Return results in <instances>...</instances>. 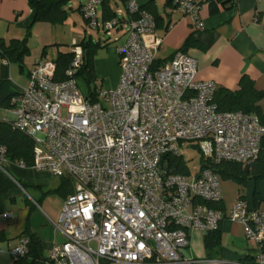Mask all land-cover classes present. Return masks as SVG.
<instances>
[{"label": "built area", "instance_id": "2783aa9c", "mask_svg": "<svg viewBox=\"0 0 264 264\" xmlns=\"http://www.w3.org/2000/svg\"><path fill=\"white\" fill-rule=\"evenodd\" d=\"M101 1L82 0L80 12L91 29L126 35L117 47V86L97 88L95 102L84 96L76 81L84 51L75 44L60 76L55 61L36 60L28 85L16 86L12 117L6 119L31 137L29 167L66 176L76 187L51 221L65 241L52 247L43 262L194 264L185 254L188 231L213 232L225 219L243 225L264 262V210L249 207L241 197L228 213L214 208L209 204L222 202L219 174L207 167L177 173L163 160L181 156V142L207 139L214 164H251L260 154L264 123L256 115L220 110L216 83L197 79V60L188 53L178 50L158 64L161 38L155 19L136 0H126L110 19L98 16ZM171 2L202 27L198 0ZM10 162L0 146L5 174ZM28 245V237L21 236L9 252L25 257Z\"/></svg>", "mask_w": 264, "mask_h": 264}, {"label": "crops", "instance_id": "0c3cea01", "mask_svg": "<svg viewBox=\"0 0 264 264\" xmlns=\"http://www.w3.org/2000/svg\"><path fill=\"white\" fill-rule=\"evenodd\" d=\"M136 1L142 8H148L156 20L155 33L161 38L156 54L158 60L170 58L181 50L189 38L184 52L197 60L198 80L214 81L216 91L220 88L234 91L241 77L245 76L253 81L256 90L264 91V0H230L225 6L218 0L214 3L217 6L214 13L211 12V0H198L200 7L197 18L202 23L201 28L195 25L192 15L181 13L170 0ZM28 5V0H0V40L6 42L1 35L5 23H8L7 34L13 21H16L19 29L31 25L34 11L31 7L28 11ZM12 39L20 40L19 37ZM43 57V51L40 55L30 56L29 59L33 60L31 65L27 70L22 68L28 78L36 60ZM9 73L12 75L11 71ZM0 79L13 81L3 74ZM256 105L264 116V98ZM262 161L258 169L264 167ZM4 168L10 178L18 179L22 185L15 181L14 187L0 193V264H24L13 257L9 250L21 236L28 235L39 239L40 255L44 260L52 247L65 241L64 235L51 221L58 219L65 199L76 189L75 184L66 176H56L59 178L57 184L53 188L43 189V184L38 180L34 182L32 178H35L34 173L48 171L34 170L29 166L22 168L15 162L7 163ZM30 185L34 188L31 192L27 189ZM240 186L243 187L242 191L229 198L221 183V210L228 213L239 197H243L249 207L264 210V180L247 179ZM191 231H188L190 244L185 254L196 260L194 264H264L258 260L260 251L256 242L246 237L244 227L239 223L225 219L214 234Z\"/></svg>", "mask_w": 264, "mask_h": 264}, {"label": "trees", "instance_id": "16d2710c", "mask_svg": "<svg viewBox=\"0 0 264 264\" xmlns=\"http://www.w3.org/2000/svg\"><path fill=\"white\" fill-rule=\"evenodd\" d=\"M67 0H28L30 7L34 11L32 22L36 20H52L63 17L65 11L63 5ZM126 0H122L124 3ZM171 1V0H170ZM218 0H211L210 7L211 12L217 10V6L214 4ZM221 5L225 6L230 0H219ZM102 18L110 19L115 16V11L111 6V0H102ZM149 10L148 8H144ZM156 21V20H155ZM189 38H187L181 47V50H185L188 46ZM93 43L90 38H85L80 42L84 51V63L77 76H82L88 85V98L95 102L98 100L96 95L97 87L93 84V53L97 48V44ZM29 51V46L26 40L13 39L11 45H7L4 41L0 40V54L5 57L8 62L12 60L22 62L26 52ZM45 50H43L44 55ZM71 58V52L59 53L55 59L57 75L60 76L67 68ZM162 61L157 59V63ZM16 91V86L13 85L7 79H0V109H10L13 107V98ZM264 98V91H258L255 89L253 81L245 76H242L237 90L230 91L227 89H218L215 92V102L220 110H240L245 113H254L259 118L264 120V116L261 115L260 108L256 103ZM264 122V121H262ZM0 146L6 148V157L12 161H24L27 166L32 164V148L33 143L31 137L23 132L14 130L11 127L10 122L0 119ZM163 160L167 161L168 165L173 168L177 173H188V168L183 160L182 156L174 157L166 155ZM264 160V140L261 142V150L259 157L252 163L253 165H243L236 162H221L214 164L210 158L203 159L200 168H210L221 178H231L240 184H245L247 179H254L255 181L264 180V167L258 169L260 161ZM264 162V161H262ZM260 166V165H259ZM16 182L20 184L18 179L10 178L0 169V193L7 192L9 189L16 185ZM22 185V183L20 184ZM258 194L256 199L258 200ZM243 198V197H241ZM222 203L209 204L214 208L222 209ZM218 230L209 232L208 234H214ZM29 250L25 257L17 258L18 261L24 264H45L40 255L39 239L36 236L28 235Z\"/></svg>", "mask_w": 264, "mask_h": 264}, {"label": "rangeland", "instance_id": "374dc122", "mask_svg": "<svg viewBox=\"0 0 264 264\" xmlns=\"http://www.w3.org/2000/svg\"><path fill=\"white\" fill-rule=\"evenodd\" d=\"M81 1L67 0L62 7L65 15L61 18L36 20L30 26L21 29L17 27L16 21H13L9 34L6 32L8 23H5L1 29V35L6 40L5 43L11 45L12 37H19L22 41L26 40L29 51L26 52L23 58L24 60L26 59L25 62L12 60L8 63L5 57L0 54V76L2 74L7 75L11 81H14H12L13 85L21 88L26 87L29 83V78L22 68L27 70L31 65L33 60L31 61L29 58L32 54L37 56L41 54V51L45 50L44 61L53 62L59 53L71 52L75 44H80L83 39L90 38L93 43L98 42L92 57L94 75L92 85L94 84L100 89L115 88L120 75V67L117 62L119 59L117 47L124 42L126 35L123 32L113 31L112 35L108 36L102 30L91 29L80 12ZM111 6L113 9H117L123 8L124 4L122 0H117L116 2L112 0ZM29 8L30 6L28 5V11ZM101 12L102 8L99 6V17ZM9 71H11L12 75H10ZM76 81L81 93L84 96H88L89 90L86 80L80 75L76 77ZM9 118H11L10 111L8 109H0V119L6 120ZM28 132L29 134H34L32 128H29ZM178 150L183 157L188 172L194 174L200 168L202 160L212 156V143L207 139L193 142L185 141L178 144ZM34 177L32 178L33 181H40L43 184V189L53 188L59 180L58 177L50 172L34 173ZM221 183L226 197L228 196L229 198L236 196L238 191H242L243 188L239 182L231 178H221ZM27 189L31 192L34 188L30 185L27 186ZM191 232L194 233V230ZM199 234L203 233L200 232ZM251 241L254 242L253 240Z\"/></svg>", "mask_w": 264, "mask_h": 264}]
</instances>
